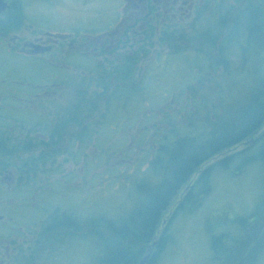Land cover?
<instances>
[{
	"label": "rangeland",
	"instance_id": "374dc122",
	"mask_svg": "<svg viewBox=\"0 0 264 264\" xmlns=\"http://www.w3.org/2000/svg\"><path fill=\"white\" fill-rule=\"evenodd\" d=\"M257 5L255 0H225L214 10L198 16L193 24L189 21L188 29L174 26L172 31L166 32L163 42L162 35H154L136 51L126 47L100 54L98 58L94 57L92 65L98 73L88 79L53 78L48 68L41 70L44 72L42 77L28 78L24 91L30 95L50 93L59 86L55 94L44 97L42 107H33L24 114L28 124L15 125L10 121L13 126L11 150L17 151L14 146L26 147L13 154V165H26L28 171V230L40 231L41 226L51 221V216L59 218L62 212L81 219L114 218L141 203L144 193L159 181L155 171L150 169L153 151L158 145L152 141H157L162 132L176 127L186 132L182 127L191 115L196 114V107L189 102L193 98L191 91L198 94V109L199 102L205 99L209 110L211 106L217 108L220 103L217 88H225L224 80L219 77L224 67H219L214 74L212 63L223 58L231 71L240 69L239 52L231 48L236 43L237 32L244 31L246 17L259 8ZM260 12L264 14V8H260ZM222 20L224 24L217 27ZM217 28L222 30L224 38L229 34L231 37L223 51L220 47L222 35L217 36L215 43H209L215 39L213 31ZM128 49L135 54L133 68L123 64ZM122 51L126 53L123 55ZM117 55L121 56V62ZM2 59L0 55V62ZM72 63L77 65L80 60L73 58ZM10 65L18 70H34L31 64L22 60ZM123 68L126 79L115 80L116 69ZM119 76L117 73L116 78ZM213 79L217 86L207 85ZM237 79L235 75L234 80ZM8 80L16 90V81L21 79ZM101 83H107V87L101 89ZM46 84L47 88H43ZM50 85L55 87L50 90ZM230 90L232 103L229 105L235 112V108L244 102L241 98L244 91L236 83ZM202 94L204 97L199 98ZM209 110L200 111L195 119L201 124L207 119L213 120ZM14 111L17 110L13 108ZM67 118L74 121L70 123ZM38 134L40 139H35ZM260 134H264V126L250 139L252 143L244 142L210 160L201 169L225 155L250 150ZM55 135H58L57 139L52 140ZM249 152L235 159L228 169L213 173L210 192L198 208L172 218L188 191L180 190L156 233L155 241H159L167 222L173 219L169 227L170 240L153 264H264L263 172L260 165L253 163L237 174L244 158L255 151ZM39 157L46 159L38 161ZM34 202L38 206L35 207ZM253 214L254 219H249ZM241 219L247 220L242 226L238 224ZM94 230L104 232L99 227H89L87 231ZM40 233V243L32 244L30 240L24 243V251L28 252L21 264H97L98 246L90 236L70 244L68 240L62 241L66 243L64 247L52 250L50 242L44 243ZM56 233L68 237L75 234L68 228ZM56 233L54 236L58 235ZM219 235L233 237L234 242L228 237L220 242L221 249H233L213 257L211 239Z\"/></svg>",
	"mask_w": 264,
	"mask_h": 264
},
{
	"label": "flooded vegetation",
	"instance_id": "af4514ba",
	"mask_svg": "<svg viewBox=\"0 0 264 264\" xmlns=\"http://www.w3.org/2000/svg\"><path fill=\"white\" fill-rule=\"evenodd\" d=\"M224 1L0 0V143H4V148L0 147V264H21L28 252L25 242L40 243L39 232L44 243L49 237L43 226L40 231L28 230V171L26 165H13V154L20 150H11L10 121L15 125L28 124L24 114L33 107H42L44 97L55 94L59 86L55 91L34 96L24 91L26 80L42 77L44 68L53 78L88 79L97 70L92 67L94 57L116 48L133 47L136 51L149 37H162L174 26L188 29L189 21L193 24L198 16ZM134 51L127 50L130 68L136 62ZM73 58L80 63H72ZM117 59L121 62V56L117 55ZM17 60L31 64L34 70L13 68L10 64ZM8 79H21L16 81V90ZM13 108L17 111L12 112ZM40 137L38 134L35 139Z\"/></svg>",
	"mask_w": 264,
	"mask_h": 264
},
{
	"label": "trees",
	"instance_id": "16d2710c",
	"mask_svg": "<svg viewBox=\"0 0 264 264\" xmlns=\"http://www.w3.org/2000/svg\"><path fill=\"white\" fill-rule=\"evenodd\" d=\"M255 1L259 8L254 9L246 17L245 26H243L244 31L237 32L235 36L236 43L231 48V50L236 49L239 52L240 69L231 71L223 58L221 61L212 63L213 68L211 69L214 70V74L219 67H224L223 73L219 77L224 80L225 88L222 90L217 88L220 92H218L220 103L216 106L217 108L211 106L209 110L205 99L199 102L201 106L199 105L200 108L198 109L196 103V95L198 94L191 91L190 96L192 95L193 98H190L189 102L190 105L196 107V114L191 115L189 122L185 127H182L185 128L186 132L176 127L172 131L162 132L164 134L161 133L157 141H152L155 143L154 145L158 144L156 145L157 150L155 147V151H153L154 158L150 164V169L155 171V174L159 177V181L154 188L146 191L142 202L122 216L81 219L74 215L66 216V212H62L59 218L54 217V215L51 216V221H48L49 223L44 224L43 227L44 233L49 236L47 241L50 242L52 250H56L60 246L64 247L66 243L64 244L62 241L68 240L70 244L76 239L90 236L98 246L97 264H137L146 254L147 248L155 241L164 214L180 190L186 189L188 191L179 203L172 218L178 213H186L198 208L204 197L210 192V181L213 173L218 169H228L229 164L239 156L248 154V151L252 152L254 150L255 152L253 155L244 158L242 166L240 165L237 169V174L247 165L254 163L260 165L264 176V134L257 136L253 142L255 146L250 150L229 156L225 155L211 166L201 169L202 166L215 157L250 141L264 126V14L260 12V8H264V0ZM222 24H224V20L217 27L222 26ZM219 34L222 35V30L219 31L217 28L213 31L215 39L209 43H215ZM166 36L167 34H164L161 41H165ZM222 36L224 38V34ZM228 36L222 38L221 51L224 50L226 42L231 39ZM126 61L127 58L124 65L128 66ZM117 71L118 69L114 73L115 80L126 79L125 69H122V73ZM117 73L120 76L116 78ZM235 75L238 77L237 81L234 80ZM234 83L242 87L244 91L241 95L244 102L235 108V112L232 110V106L229 105V103H232L229 98V91H231L230 88ZM106 85L101 83V89H105ZM200 85L203 87L202 82ZM207 85L217 86L216 79L208 81ZM192 90L194 89L192 88ZM201 97H204V95L202 94L199 98ZM203 104L205 105L203 106ZM204 109L211 111L210 115L213 120L207 119L201 124L195 118ZM67 121L72 123L74 120L67 118ZM75 121L77 122V120ZM57 137L58 135L52 136V140H56ZM250 142L252 143V141ZM0 147L4 148V143L1 142ZM13 149L23 150L26 147L18 146L16 148L14 146ZM41 158H37L38 161L46 159L45 157ZM196 176L195 181L191 183ZM172 218L170 223L167 222L148 264L155 262L162 248L170 240L169 227L173 221ZM249 219H254V214ZM246 221V219H241L238 224L242 226ZM89 227L94 229L99 227L104 232H98L97 230L89 232L87 231ZM64 228H70L75 234L68 237L61 236V234H58L59 232L56 233V231L64 230ZM53 233L58 235L54 236ZM64 237L68 239L59 240ZM227 237L225 235L212 237L210 246L213 257L222 256L224 250L230 251L233 249H221L220 242ZM227 239L234 242L233 237ZM236 243L239 244V242Z\"/></svg>",
	"mask_w": 264,
	"mask_h": 264
},
{
	"label": "water",
	"instance_id": "95a60500",
	"mask_svg": "<svg viewBox=\"0 0 264 264\" xmlns=\"http://www.w3.org/2000/svg\"><path fill=\"white\" fill-rule=\"evenodd\" d=\"M158 244V241H154L149 248H147L146 254L139 260L137 264H148L150 259L152 258V255L154 253V250Z\"/></svg>",
	"mask_w": 264,
	"mask_h": 264
}]
</instances>
